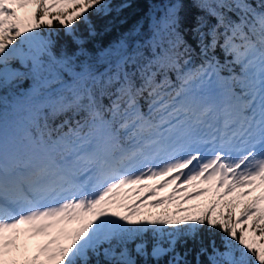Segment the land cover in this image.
I'll list each match as a JSON object with an SVG mask.
<instances>
[{"label": "trees", "instance_id": "trees-1", "mask_svg": "<svg viewBox=\"0 0 264 264\" xmlns=\"http://www.w3.org/2000/svg\"><path fill=\"white\" fill-rule=\"evenodd\" d=\"M23 23L31 28L0 53V154L30 151L24 160L41 173L40 184L54 174L43 169L47 156L38 149L69 156L81 142L76 136L93 139L106 127L116 160L131 134L159 133L175 112L205 117L194 103V80L212 77L243 107L258 75L242 52L249 43L264 49V0H83L57 16L36 0ZM132 120L134 130L123 135ZM81 156L97 160L88 150ZM247 194L239 200L236 192L210 190L184 213L168 203L137 219L119 209L108 234L74 244L62 264H264V203ZM239 207L251 216L240 221ZM22 245L18 262L0 264H49L42 248Z\"/></svg>", "mask_w": 264, "mask_h": 264}, {"label": "rangeland", "instance_id": "rangeland-1", "mask_svg": "<svg viewBox=\"0 0 264 264\" xmlns=\"http://www.w3.org/2000/svg\"><path fill=\"white\" fill-rule=\"evenodd\" d=\"M83 0H44L47 2L48 11H52L54 15H58L59 10L73 6ZM36 7V0H0V52L8 47H15V36L22 34L24 29L31 28V24H21L23 16ZM49 17V14L43 15L42 18ZM62 19V18H61ZM24 25V26H22ZM36 37L44 43V37L35 33L32 39ZM245 59L259 71V79L248 84L251 94H243L241 96L245 105L253 108L252 125L256 122V117L262 115L264 117V80L261 72L264 66V50L255 44H247L243 50ZM212 76V75H211ZM262 83V88H257L256 83ZM202 88L210 90H224L230 96V106L228 113L236 114L239 110L237 100L232 97L226 87L218 84L212 77L205 82L194 80L192 83V91L197 92L203 99V94L199 91ZM180 94H176L179 96ZM247 96H249L247 98ZM201 101V100H200ZM231 115V114H228ZM189 114L178 113L170 121L168 130L159 133L158 140L163 146L171 143L180 142L182 138L189 137L193 134V130H200L204 126L199 121L194 122ZM209 120V119H208ZM131 122L126 128H131ZM206 127V125L204 126ZM208 128V127H207ZM82 138V139H81ZM136 137L133 142H140ZM153 139L154 137L151 136ZM109 136L106 127L102 132L95 135L94 139H85L83 136H76L78 145L72 148V154L62 160L55 159L48 169L54 171L58 164L65 165L68 170L73 169L75 163L81 162L80 154L83 150L96 151L99 142L108 141ZM162 148V147H161ZM43 150V149H42ZM39 152V151H38ZM30 151L20 150L17 154L14 150L10 152V158L19 157L22 164L28 165L30 162L25 161L26 155H31ZM0 160L3 155L0 154ZM188 159L184 160L186 163ZM82 162L79 172H82L76 180L78 185L85 182L96 170L92 163ZM51 163V162H50ZM49 163V164H50ZM176 165L162 163L156 168L153 175L146 179L140 176V172L136 175L132 173L126 174V169L117 170L116 174H112L104 180L98 189L93 192L92 197L86 199H69L67 205L63 208L50 207L46 211H41L31 215L21 222H16L0 229V259L4 263H11L19 259V253L22 249V243L26 242L31 248L40 247L45 252L43 259L49 264H62L64 256L72 252V245L86 244L104 237L109 233L110 229L120 222L122 211L133 219H137L144 214L147 207H159L160 205L172 203L183 213L197 202H201L207 192L210 190H229L235 187V191L239 195V199H244L247 193L253 192L258 195L259 201L264 203V179L259 178L256 174L252 176V180L247 181L244 176L236 175L231 168L224 171H213L207 174L204 181H200L198 175L193 173H181L174 176L173 167ZM140 167V166H138ZM142 167V166H141ZM126 168V166H125ZM143 168V167H142ZM144 170V169H142ZM77 172L74 171V174ZM148 175V173L146 174ZM200 176V175H199ZM59 180H64L63 173L57 176ZM242 195V196H241ZM245 195V196H243ZM122 211L113 213L114 211ZM240 215V221L251 216L248 210L237 208ZM19 229L20 231H18ZM161 247H156V252L161 251Z\"/></svg>", "mask_w": 264, "mask_h": 264}]
</instances>
